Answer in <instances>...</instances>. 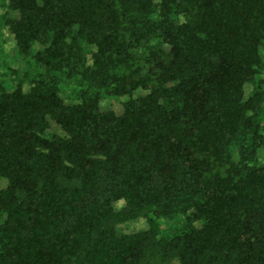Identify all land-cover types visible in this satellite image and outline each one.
<instances>
[{
	"label": "trees",
	"instance_id": "1",
	"mask_svg": "<svg viewBox=\"0 0 264 264\" xmlns=\"http://www.w3.org/2000/svg\"><path fill=\"white\" fill-rule=\"evenodd\" d=\"M0 2V264H264V0Z\"/></svg>",
	"mask_w": 264,
	"mask_h": 264
},
{
	"label": "rangeland",
	"instance_id": "2",
	"mask_svg": "<svg viewBox=\"0 0 264 264\" xmlns=\"http://www.w3.org/2000/svg\"><path fill=\"white\" fill-rule=\"evenodd\" d=\"M4 9L5 7L0 2V12L4 11ZM4 49H5V52L7 53V59L10 65L20 67V65H22L21 57L17 55V48L15 46L14 40L12 39L10 33L7 30H4ZM65 98H66V102H69L70 99L68 97H65ZM100 109L101 110H113L116 113H121L122 111L121 101H116L113 99H104L100 103ZM51 123H52L51 129L49 131H54L58 133L59 127L55 123L53 122ZM4 186H5V180L3 178H0V187H4ZM145 226L146 225L141 222H136L132 224V226L128 228L126 231H133L136 228H139V227L144 228Z\"/></svg>",
	"mask_w": 264,
	"mask_h": 264
}]
</instances>
